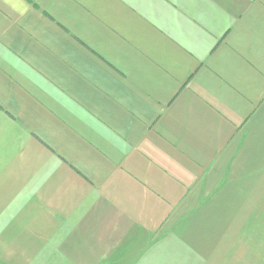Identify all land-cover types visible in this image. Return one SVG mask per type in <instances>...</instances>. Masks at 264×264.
I'll return each mask as SVG.
<instances>
[{
	"label": "crops",
	"instance_id": "1",
	"mask_svg": "<svg viewBox=\"0 0 264 264\" xmlns=\"http://www.w3.org/2000/svg\"><path fill=\"white\" fill-rule=\"evenodd\" d=\"M0 264H264V0H0Z\"/></svg>",
	"mask_w": 264,
	"mask_h": 264
},
{
	"label": "rangeland",
	"instance_id": "2",
	"mask_svg": "<svg viewBox=\"0 0 264 264\" xmlns=\"http://www.w3.org/2000/svg\"><path fill=\"white\" fill-rule=\"evenodd\" d=\"M241 261H243V256L242 255H240L239 257H238Z\"/></svg>",
	"mask_w": 264,
	"mask_h": 264
}]
</instances>
